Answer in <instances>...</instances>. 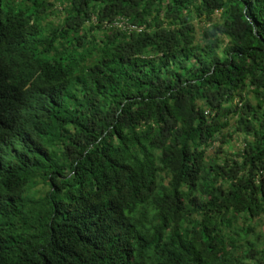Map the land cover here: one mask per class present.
<instances>
[{
    "label": "trees",
    "instance_id": "16d2710c",
    "mask_svg": "<svg viewBox=\"0 0 264 264\" xmlns=\"http://www.w3.org/2000/svg\"><path fill=\"white\" fill-rule=\"evenodd\" d=\"M0 264H264V0H0Z\"/></svg>",
    "mask_w": 264,
    "mask_h": 264
},
{
    "label": "rangeland",
    "instance_id": "374dc122",
    "mask_svg": "<svg viewBox=\"0 0 264 264\" xmlns=\"http://www.w3.org/2000/svg\"><path fill=\"white\" fill-rule=\"evenodd\" d=\"M232 121L230 123V127H229V130L228 132L230 133L229 135L231 136H228L226 141L223 142V144L220 145V148H221V152H219L220 154L224 153V152H232V151H235L239 148V142L242 141V136L239 135V134H236L232 131ZM222 143V142H221ZM209 155H212L211 152H208ZM260 232L262 230L258 229ZM259 232V233H260Z\"/></svg>",
    "mask_w": 264,
    "mask_h": 264
},
{
    "label": "built area",
    "instance_id": "2783aa9c",
    "mask_svg": "<svg viewBox=\"0 0 264 264\" xmlns=\"http://www.w3.org/2000/svg\"><path fill=\"white\" fill-rule=\"evenodd\" d=\"M106 27H115L121 29L125 32H139L141 31L142 27L140 25H136L130 23L124 17L117 16L110 20L109 22L105 23Z\"/></svg>",
    "mask_w": 264,
    "mask_h": 264
}]
</instances>
